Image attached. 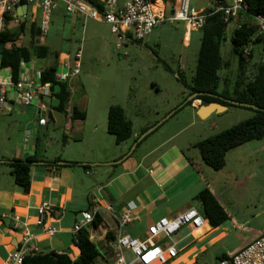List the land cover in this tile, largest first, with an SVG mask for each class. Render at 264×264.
I'll use <instances>...</instances> for the list:
<instances>
[{"label":"crops","instance_id":"0c3cea01","mask_svg":"<svg viewBox=\"0 0 264 264\" xmlns=\"http://www.w3.org/2000/svg\"><path fill=\"white\" fill-rule=\"evenodd\" d=\"M124 1L117 0V5H121ZM160 2L161 4L157 3V5L160 6L159 8L163 6L165 13L171 12L177 4V0L166 2L160 0ZM24 4L27 6L25 13L17 16L18 18L9 25L17 27L19 22H25L24 33L18 37L16 44L27 46L30 41L31 23L40 30L41 10L37 4L26 2ZM243 17L248 16L242 14L240 22L243 21ZM50 22L51 33L49 28L47 33L41 34L38 39L40 44L57 51L58 57L55 60L53 55L48 56L53 61L39 69L31 62L34 58L22 64L20 78L26 76L34 82H39L38 74L42 69L57 62L60 71L62 62L72 61L73 54L80 50V71L66 81L70 90L66 112L53 109L54 105L48 104L46 97L34 101L27 107L19 106L12 99L0 111L15 118L16 146L9 152L3 149L0 153V163L6 164L12 159H21L37 151L39 136L46 133L49 127L62 130L69 135L73 143L80 145L78 147L80 155L76 158L70 155L64 160L89 164L87 168H83L87 175L93 169L94 180L91 182L95 195L88 193L86 196V210L91 209L92 201L95 202L100 207L97 211L100 221L97 225H93V222L86 225L89 237L100 245L102 251L105 247L108 248L110 254L116 223L106 210L107 205H110L116 213L131 204L134 205L133 218L123 230L137 238H145L148 226L162 217L171 218L189 208L198 210L205 219L203 226L197 229L183 226L178 230L174 242L176 247L180 245L181 248H177V255L167 263L178 259L177 264H215L220 256L228 255L243 247L264 230V137L229 149L224 166L218 170L211 168L202 160L196 143L222 129L216 130L218 126L215 121L207 123L198 118L195 110L201 102L195 99L190 107H185L187 112L184 117L178 116L168 122L161 131L158 130V125L139 140L129 152L139 136L157 121L151 123L149 119L144 118L141 106L129 101L131 88L124 78L118 76L121 72L115 71L114 76L105 83V90H112L115 87L118 89L117 94L121 93L120 101L114 103V101L95 99L90 102L86 91L94 64L98 63L106 68L112 67L110 71L113 72L132 56L114 51L116 37L107 22L87 18L78 13L67 14L61 2L53 10ZM232 24L234 28L238 22ZM185 28L187 29L186 26ZM187 30L188 33L183 36L186 41L189 39V29ZM155 35L156 33L152 32L147 38L155 42ZM0 73L3 79H10L8 69L2 68ZM98 74L104 75L105 69H101ZM96 78L100 83L105 80V77ZM49 98L53 99L52 95ZM41 101L48 105L47 110L42 113L47 119L45 125L37 124L38 105ZM112 104L122 106L132 124L135 116L141 114L137 120L140 122V131L134 133L133 129L132 136L121 144H117L115 138L107 133V121L102 126L104 110L108 111ZM72 106L84 112V119L73 120L70 117ZM28 113L32 114L30 118L26 117ZM97 113L100 116L101 126L95 123L97 117L93 122V117ZM87 119L90 121L86 123ZM24 136L27 137V141H24ZM89 138L95 139L96 144L94 148L86 149L88 146L84 141ZM54 173L53 168L50 170L46 168V172L34 171L33 176L30 175L31 186L28 193L23 192L21 187L13 182L11 173V180L7 184L0 183V264H3L6 257L15 250L25 227L33 235V242L45 251L66 252L72 259L78 256L77 248V252L71 250V245H74L72 228L81 219V212L78 215L73 206L78 201L76 197L87 191L83 189L73 191V187L70 186L72 175L69 172H66L65 181H58L55 185ZM59 176L61 177V173ZM53 189L58 195L56 193L53 195ZM205 189L213 194L227 213V218L217 226L209 223L201 203L196 199L199 192ZM43 204L52 207L54 211L53 214L44 217L43 226H38L37 208ZM66 211L73 212V215H67ZM14 223L16 226L13 225ZM47 227L55 229L52 236L44 232ZM131 233L138 236H133ZM155 240L162 245L166 243L163 236Z\"/></svg>","mask_w":264,"mask_h":264},{"label":"trees","instance_id":"16d2710c","mask_svg":"<svg viewBox=\"0 0 264 264\" xmlns=\"http://www.w3.org/2000/svg\"><path fill=\"white\" fill-rule=\"evenodd\" d=\"M95 6L102 8L97 0H87ZM160 3V0H153ZM166 2L168 0H162ZM247 4V12L250 16L243 19L239 27H234L230 35L231 52L237 59V71L234 75V85L232 90L229 87L228 77L220 75L219 70L228 68L229 62L222 58L221 43L226 39L228 23L224 21L221 11L213 12V8L207 11L209 15L205 18L201 31L200 46L196 57L195 71L190 81L187 83L180 75L187 89L184 100L188 95L196 91L215 93L225 98L237 101L253 103L264 107V62L254 63L250 69L249 54H244V49L255 42H264V31H260L259 24L253 19L254 16L264 17V0H244ZM25 2H21V5ZM219 5H226L225 0H215ZM156 7H160L156 5ZM17 16L10 13L5 16L3 29L0 34V67L9 70L10 80L16 82L20 78L22 63H27L33 58H45L53 55L55 60L58 52L51 50L48 46L39 43L41 32L34 23L30 25V41L26 45H17L16 40L24 33L25 22H19L17 27L10 26ZM58 72L57 62L45 67L39 72L38 81L41 84L50 83L51 95L55 99L53 109L66 112L69 102L70 90L67 82L58 81L55 74ZM231 93V94H230ZM201 105L217 102L220 105L231 106V104L209 95H199ZM192 101H187L183 107L191 106ZM247 119L223 129L209 137L197 141L196 147L199 150L202 160L211 168L218 170L225 164V156L229 149L234 148L250 140H259L264 137V111L254 110ZM70 117L84 119V112L72 106ZM107 132L114 136L115 142L121 144L128 140L133 134V124L125 115L124 109L120 105H110L107 111ZM37 157V151L21 158L12 159L7 164L13 182L20 186L23 192L28 193L31 186L30 168L33 164L41 163ZM43 165L50 170L60 166L81 165L87 168L89 164H79L68 162L59 164L57 162L42 161ZM201 203L203 213L212 226H217L227 218V213L218 203L213 194L205 189L196 196ZM54 211V209H52ZM56 210V209H55ZM53 211L51 212L53 214ZM99 217L95 214L93 225L99 223ZM109 239L111 237L107 235ZM73 244L78 249L79 254L72 259L66 252H56L54 250L37 251L25 255L22 264H94L95 258L99 254L97 244L89 237L87 226L81 227L73 237ZM108 250V248L106 249ZM223 254L218 260L226 258Z\"/></svg>","mask_w":264,"mask_h":264},{"label":"rangeland","instance_id":"374dc122","mask_svg":"<svg viewBox=\"0 0 264 264\" xmlns=\"http://www.w3.org/2000/svg\"><path fill=\"white\" fill-rule=\"evenodd\" d=\"M225 1L227 3L231 2V0ZM190 6L195 9L198 7H203L204 9L213 8L215 6V0H190ZM167 7L168 6H166V9ZM49 26L48 29L50 28L51 33L52 23L50 21ZM232 30L233 24L229 23L226 32V39L221 43L220 47L222 58L225 61L228 60L230 65L228 68H222L219 70V74L221 76L225 75L228 77L229 75L228 81L231 90L235 84L234 75L237 71V59L231 52L230 35ZM152 32L153 34L156 33L155 42L152 40L150 41L149 38H147L149 36L148 35L142 38V40H134V42L128 41L122 46L118 53L121 52V54L131 55L132 58L124 63L120 68L116 67L113 72L110 71L112 70V67L106 68L104 66L102 67L98 63L94 64L93 72L90 73V81L86 93L90 102L94 101L95 99L100 101H114V103L116 101H120L121 93L117 94L118 89L115 87L112 90H105V83L114 76L115 71L121 72L118 74V76L124 78L131 88L129 101L141 106L142 112L144 111L142 113L144 114V118L149 119L152 123L154 120L158 122L168 116L158 126V130L161 131L164 126L168 124V122L175 120L178 116L184 117L187 112L185 107H180L184 101L187 91L180 75L183 77L184 81L188 83L194 74L196 57L200 46L201 31L189 30V39L186 41L183 36L188 33V30L185 28L184 23L179 21L173 23L165 22L162 25L154 28ZM250 48L252 50V56L249 59L248 66L250 69H252V65L254 63H258L260 61L264 62V42H255ZM52 61L53 59L47 57V59L34 58L31 62L39 69L50 64ZM101 69H105V74L99 76L98 73ZM97 76L98 78L102 77V79L105 77V80L101 81L102 83H100V80L96 78ZM125 93L127 94L128 92ZM45 99L48 104L55 105L56 101L54 98L50 99L49 97H46ZM195 113L198 118L204 122L209 123L211 121H215L218 126L216 130L219 131L220 129H226L231 125L247 119L253 114V111L248 107L231 105L221 113L210 114L209 118H207L208 115L205 117H200L197 114V110H195ZM170 115L173 116L169 118ZM31 116V113L26 115L28 118ZM96 117L97 120L95 122L94 119ZM140 117L141 114L140 116H135V121L133 124V129L135 131L134 133H138L140 131V122L137 121ZM14 119L15 118L13 116H10L9 114L6 115L0 111V153L3 152V149L6 152H9L14 146H16L15 135L17 134V126L14 122ZM99 119L100 116L97 113L95 117H93V122H95L98 126H101V121ZM89 121L90 119H87L86 123ZM106 121L107 110H104V120H102V126L106 124ZM89 124H87L86 127H88ZM88 129L89 128H87V130ZM73 142L74 141L70 139V136L64 133L62 130H54L52 127H49V130L46 133L39 136L37 143V157L41 160V163L33 164L31 166L30 175L33 176L34 171L46 172V167L43 165L42 161H55L57 163H59V161L67 162L64 160L66 157L71 155L76 158L79 156L80 153L78 152V147L80 145ZM84 143L88 146L86 149H89L95 147L94 145L96 144V141L93 138H89L85 139ZM66 172H69L72 175L70 186L73 187L74 192L76 189H83L84 191H87V194L83 192V195L81 194L80 197H76L78 201L73 206L74 209H76V213L80 215V212L86 210L87 208L86 196H88V193H90L89 195H95L93 182H91L94 180L92 176L93 169L91 173L89 172L90 174L87 175L85 174V171L81 165H76L74 167L60 166L55 168V175L53 174V183L56 185L58 181H65L64 179L67 178ZM60 173L61 177L59 176ZM0 180L1 184H7L11 180L10 167L7 163H0ZM54 188H56V186H54ZM43 192H46V190ZM55 193L58 195V192L53 189V195H55ZM5 203L6 202H4V204ZM66 214L72 216L73 212L66 211ZM131 235L138 236V234L132 233ZM97 246L99 249V254L95 258L94 264H117L110 259L111 254L108 250H105L107 249L106 247L102 251L100 245L98 244ZM177 248L180 249L181 246L177 245ZM40 250L45 251L43 248H40ZM71 250L77 252V249L74 245H71ZM125 257L127 261L132 259V256L129 252L125 254ZM177 261L178 259H173L167 264H177Z\"/></svg>","mask_w":264,"mask_h":264},{"label":"built area","instance_id":"2783aa9c","mask_svg":"<svg viewBox=\"0 0 264 264\" xmlns=\"http://www.w3.org/2000/svg\"><path fill=\"white\" fill-rule=\"evenodd\" d=\"M37 4L41 10L40 32L45 35L48 31L49 21L58 3H62L67 14L78 13L84 17L94 20L105 21L110 25L112 33L116 36L114 51H119L122 46L130 40H142L152 33L153 29L165 22H183L189 30H200L205 18L209 15L207 10H199L190 6V0H177L176 7L169 13H165L162 6L160 10L155 9L152 0H125L117 5V0H97L102 4L99 8L87 0H0V34L3 29L5 16L15 13L21 2ZM221 11L226 23L238 22L235 27L240 26L242 14L248 15L247 4L244 0H231L226 5L215 3L213 12ZM258 22L260 31H264V17L254 16ZM251 45L244 49V54H249ZM24 64V63H22ZM81 67V51L75 52L72 61L61 64V70L55 74L58 81L66 82L71 76L77 75ZM2 68L0 67V70ZM39 78V74H38ZM51 96L50 83L41 84L34 82L31 78H19L16 82L5 80L0 73V110H3L11 100L21 107H27L34 101ZM45 102L38 105L39 117L37 124L45 125L46 117L42 113L47 110ZM27 141V137H23ZM89 210L81 211V219L72 228L73 237L77 231L91 223L100 207L93 202ZM131 204L128 208L116 213L110 205L106 210L114 218L116 233L111 240V259L117 264H165L177 255V247L174 236L183 226H191L195 229L203 226L205 219L195 208H189L174 217H162L147 228L145 238L132 237L127 234L123 227L131 222L133 215ZM52 207L40 205L37 208L39 219L38 226L44 225V217L52 212ZM3 216V215H2ZM17 221V218L14 217ZM16 226V224H13ZM49 236L55 233L53 227H47L44 231ZM166 239L164 245L157 243V237ZM33 235L28 228H24L21 240L15 250L11 252L3 264H22L25 255L40 250L33 242ZM129 252L132 256L127 261L125 254ZM215 264H264V230L253 237L246 245L227 255L226 258L218 260Z\"/></svg>","mask_w":264,"mask_h":264},{"label":"water","instance_id":"95a60500","mask_svg":"<svg viewBox=\"0 0 264 264\" xmlns=\"http://www.w3.org/2000/svg\"><path fill=\"white\" fill-rule=\"evenodd\" d=\"M26 7H27L26 4H22L21 6H18L16 8L15 16H21L22 14H24L25 13V10H26ZM199 95H209V96L218 98L220 100H223V101H225V102H227V103H229L231 105L244 106V107L252 108L254 110L264 111V107L257 106V105H255L253 103L237 101V100H234V99L225 98V97L220 96V95L215 94V93H209V92H203V91H196V92H193L190 95H188L187 98L180 105V107L183 106L187 101H193V100H195V98L197 96H199ZM226 109H227V106H225V105H220L217 102H211V103L206 104V105H200L197 108V114L200 117H205V116H207V115L209 116L210 114H213V113H221V112L225 111ZM167 117L168 116H166V118ZM165 119L158 121L157 123H155L154 125H152L151 127H149L147 130H145L139 136V138L135 141L134 145L132 146V148L130 149L129 152H131V150L133 149V147L135 146V144L139 140H141L145 135H147L149 132H151L153 129H155L158 125H160L161 122H163ZM65 163H68V162L59 161V164H65Z\"/></svg>","mask_w":264,"mask_h":264},{"label":"bare ground","instance_id":"6f19581e","mask_svg":"<svg viewBox=\"0 0 264 264\" xmlns=\"http://www.w3.org/2000/svg\"><path fill=\"white\" fill-rule=\"evenodd\" d=\"M152 1H153V0H152ZM153 4H154V6H155V9H158V10L161 9V8H159V7H156L157 3H155L154 1H153Z\"/></svg>","mask_w":264,"mask_h":264}]
</instances>
